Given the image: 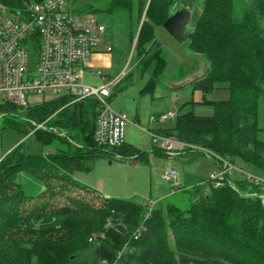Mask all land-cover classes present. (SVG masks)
Returning a JSON list of instances; mask_svg holds the SVG:
<instances>
[{
  "label": "trees",
  "instance_id": "1",
  "mask_svg": "<svg viewBox=\"0 0 264 264\" xmlns=\"http://www.w3.org/2000/svg\"><path fill=\"white\" fill-rule=\"evenodd\" d=\"M94 1L100 7L85 3L84 13L123 12L130 43L139 27L133 54L136 50L140 73L149 76L147 88L165 64L154 40L155 28L176 4L199 5L186 45L202 55L208 67L193 84L203 93L210 92L214 83L225 84L229 99L213 102L211 116L176 114L174 128L159 135L187 145L182 156L207 150L211 155L206 156L217 167L219 159L233 165L238 158L252 166L254 175L263 176L264 143L255 135L257 102L264 99V0ZM28 4L29 0H0V7L11 14ZM59 106L57 102L28 108L8 104L0 111L13 108L12 114H17L21 109L39 122ZM57 115L50 124L75 139L37 130L31 135L41 147L51 145L52 152L30 156L17 144L0 160V264H264V206L259 198L264 190L247 178L230 184L228 174L220 187L200 182L185 210L171 204L148 212L146 205L104 196L98 207H92L64 196L77 187L89 190L73 178L85 159L101 153L116 159L143 154L125 144L114 149L97 145L93 99ZM20 131L29 133L25 128ZM51 180L68 186L60 185L59 191L38 203L40 186L50 190ZM243 188L249 189L247 193ZM63 196L65 205H51L55 197ZM84 252L90 254L88 259H79Z\"/></svg>",
  "mask_w": 264,
  "mask_h": 264
},
{
  "label": "rangeland",
  "instance_id": "2",
  "mask_svg": "<svg viewBox=\"0 0 264 264\" xmlns=\"http://www.w3.org/2000/svg\"><path fill=\"white\" fill-rule=\"evenodd\" d=\"M29 3L32 5L34 0H29ZM85 3L94 9L100 7L94 0H74L69 5L73 11L83 15L85 13L82 7ZM194 9L198 13L199 5L196 4ZM6 14L11 15L8 11ZM93 16L104 26L105 40L110 43L113 51L101 61L100 65L87 69L80 82L84 85L99 87L112 81L122 70L127 71L117 86H110L109 104L113 109L121 107V111L128 119V124L123 128L124 144L143 154V157L116 159L110 154L103 153L91 156L82 162L79 170L73 172V178L89 190L77 187L71 189V193L65 192L64 196L82 199L92 207H98L104 196L125 199L146 206L151 205V208H165L172 204L185 210L189 206L194 187L204 181L209 174L216 173L218 167L211 158L207 157L211 155L207 150H200L202 153L206 152L207 156L205 154L182 156L177 152L170 154L163 151L159 132L174 128L176 114L191 112L194 116H211L214 111L213 102L229 99V91L225 89V84L219 83H214L213 89L207 93L196 88L193 81L206 70L207 62L202 55L192 51L188 45L174 42L161 28H155L154 40L160 45L165 64L157 81L152 87L147 88L149 76L147 72L140 73L136 50L134 54L132 53L137 43L139 27L130 43L127 21L123 12H98ZM90 72H98L104 76V79L100 80ZM49 97L48 92L43 96L44 100ZM7 105L8 103L0 99V110ZM167 111L174 112L175 116L164 120L161 115ZM12 112H14L13 108L0 111V160L17 144H22L25 154L30 156L52 152L51 145L41 147L36 137L30 134L37 130L52 131L58 136L69 135L71 139H75L58 126L50 124L52 118L60 112L55 111L39 122L25 115V111L21 109H17L15 112L17 114ZM58 116L54 119L59 118ZM14 120L19 124L23 122L25 126H17L13 123ZM37 125H41V129H36ZM22 128L29 132L26 136L20 131ZM73 132L74 130L69 131V133ZM255 138L256 141L264 143V99L257 102ZM239 168H242V171H238ZM167 169L175 172L182 189L173 190L163 181L162 173ZM252 175H254L252 166L236 158L233 161V170L228 175V182L234 184ZM50 182L53 185L50 190L40 186L37 194L38 203L48 199L52 191H59L60 185L68 186L60 181L51 180ZM204 184L207 186L206 182ZM247 190L249 189H242L243 192ZM43 191L45 193L40 194ZM42 195L44 196L41 197ZM64 196L55 197L51 205L56 207L65 205L67 202ZM34 205H29L28 208ZM36 205L39 208L42 204ZM89 255L88 252L80 253L79 259H88Z\"/></svg>",
  "mask_w": 264,
  "mask_h": 264
},
{
  "label": "built area",
  "instance_id": "3",
  "mask_svg": "<svg viewBox=\"0 0 264 264\" xmlns=\"http://www.w3.org/2000/svg\"><path fill=\"white\" fill-rule=\"evenodd\" d=\"M72 1L38 0L11 15L0 7V99L20 108L57 102L60 105L57 113L93 99L96 103L95 142L102 147L119 148L124 144L123 128L128 119L125 114L111 108L110 86H117L127 71L122 70L112 81L99 87L80 82L83 73L91 68L92 57L109 56L113 49L105 40L104 26L91 14L73 11L69 5ZM90 73L104 79L98 72ZM46 92L50 97L44 100ZM174 116V112L167 111L161 118L169 120ZM36 129H41V125ZM160 138L161 149L170 154L181 153L187 146L169 138ZM152 140L155 143L154 137ZM219 161L221 166L217 172L205 179L214 187L222 186L233 170L228 161ZM162 179L169 188L178 190L180 184L172 169L165 170ZM247 179L264 190V175H252ZM259 198L264 206V196L259 195ZM147 209L149 212L151 205Z\"/></svg>",
  "mask_w": 264,
  "mask_h": 264
},
{
  "label": "water",
  "instance_id": "4",
  "mask_svg": "<svg viewBox=\"0 0 264 264\" xmlns=\"http://www.w3.org/2000/svg\"><path fill=\"white\" fill-rule=\"evenodd\" d=\"M195 9L187 3L171 7L160 28L176 43L186 45L195 27Z\"/></svg>",
  "mask_w": 264,
  "mask_h": 264
},
{
  "label": "crops",
  "instance_id": "5",
  "mask_svg": "<svg viewBox=\"0 0 264 264\" xmlns=\"http://www.w3.org/2000/svg\"><path fill=\"white\" fill-rule=\"evenodd\" d=\"M105 57H108V56H98V55L93 56V57H92V60H91V63H90L91 67H92V66L100 65V64H101V61H102ZM206 69H207V68H206ZM205 71H206V70H205ZM205 71H204L202 74H200L198 77H196V78L201 77V75H203V74L205 73ZM196 80H197V79H196ZM112 109H113V108H112ZM114 110H115V111H118V112H120V113H123V112L121 111V107H118L117 109L114 108ZM123 114H124V113H123ZM135 119H136V117H135Z\"/></svg>",
  "mask_w": 264,
  "mask_h": 264
}]
</instances>
